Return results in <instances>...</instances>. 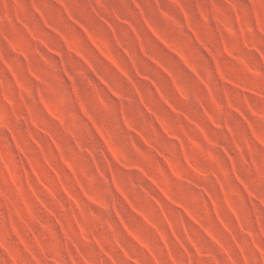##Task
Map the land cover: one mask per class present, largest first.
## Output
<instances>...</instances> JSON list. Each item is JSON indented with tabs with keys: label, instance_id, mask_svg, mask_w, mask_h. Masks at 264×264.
Returning <instances> with one entry per match:
<instances>
[{
	"label": "clouds",
	"instance_id": "obj_1",
	"mask_svg": "<svg viewBox=\"0 0 264 264\" xmlns=\"http://www.w3.org/2000/svg\"><path fill=\"white\" fill-rule=\"evenodd\" d=\"M0 264H264V0H0Z\"/></svg>",
	"mask_w": 264,
	"mask_h": 264
},
{
	"label": "rangeland",
	"instance_id": "obj_2",
	"mask_svg": "<svg viewBox=\"0 0 264 264\" xmlns=\"http://www.w3.org/2000/svg\"><path fill=\"white\" fill-rule=\"evenodd\" d=\"M133 27H134V26H133ZM85 59H86V58H85ZM105 83H106V82H105ZM231 83H232L233 86H236V85H235V82H231ZM185 151H186V149H185ZM34 174H35V175H38V173H34ZM133 207H134V206H133ZM189 214H190V213H189Z\"/></svg>",
	"mask_w": 264,
	"mask_h": 264
}]
</instances>
